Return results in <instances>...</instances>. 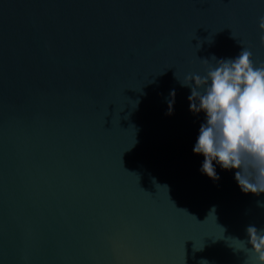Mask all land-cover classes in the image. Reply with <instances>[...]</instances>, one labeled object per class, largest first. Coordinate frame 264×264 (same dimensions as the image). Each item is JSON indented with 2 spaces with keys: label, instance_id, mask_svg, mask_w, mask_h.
Here are the masks:
<instances>
[{
  "label": "water",
  "instance_id": "water-1",
  "mask_svg": "<svg viewBox=\"0 0 264 264\" xmlns=\"http://www.w3.org/2000/svg\"><path fill=\"white\" fill-rule=\"evenodd\" d=\"M262 15L264 0H0V264H245L230 238L264 226V194L201 174L203 113L178 79L240 44L264 62Z\"/></svg>",
  "mask_w": 264,
  "mask_h": 264
},
{
  "label": "clouds",
  "instance_id": "clouds-1",
  "mask_svg": "<svg viewBox=\"0 0 264 264\" xmlns=\"http://www.w3.org/2000/svg\"><path fill=\"white\" fill-rule=\"evenodd\" d=\"M259 41L264 45V15L259 17ZM235 57L204 59L203 75L186 74L178 79L190 89L189 111L203 113L192 152L202 156L199 171L211 180L220 179L217 167L233 172L240 191L264 194V62L253 59L242 44ZM167 112L174 111L175 90L166 98ZM264 207V203H260ZM245 238L231 237V246L247 254L245 264H264V226L249 224ZM201 264H208L202 260Z\"/></svg>",
  "mask_w": 264,
  "mask_h": 264
}]
</instances>
